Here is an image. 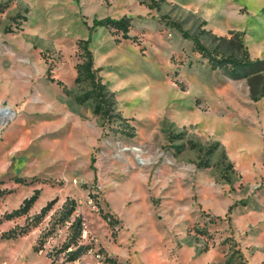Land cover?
<instances>
[{"label": "rangeland", "instance_id": "obj_1", "mask_svg": "<svg viewBox=\"0 0 264 264\" xmlns=\"http://www.w3.org/2000/svg\"><path fill=\"white\" fill-rule=\"evenodd\" d=\"M154 1L161 7L150 8ZM0 7V264H97L96 251L124 264H264V98L250 96L246 78L213 69L166 23L240 31L251 57L264 58V0H0ZM124 15L133 17V38L92 30L95 66L117 101L98 115L86 96L91 86L75 80L78 42L94 18ZM204 157L209 165L199 167ZM36 188L29 212L7 220ZM79 215L82 236L70 226ZM30 225L27 235L1 238ZM74 235L93 251L69 260ZM40 239L44 248L34 251Z\"/></svg>", "mask_w": 264, "mask_h": 264}, {"label": "trees", "instance_id": "obj_2", "mask_svg": "<svg viewBox=\"0 0 264 264\" xmlns=\"http://www.w3.org/2000/svg\"><path fill=\"white\" fill-rule=\"evenodd\" d=\"M150 8H160L161 5L157 1L149 4ZM3 7H0L2 10ZM133 17L130 15H124L120 18H115L112 16H105L102 18H94L90 28V36L86 39H81L78 42V49L83 56V60L76 65L77 76L76 82H85L91 86V91L86 95H91L94 100L93 112L98 115H109L116 108V98L115 92L109 88V83L104 81L102 75H100V67L95 66L94 53L90 47L92 30L102 26L113 29L116 32H121L125 38H133L129 32L132 27ZM168 23L170 26L179 30L182 36L186 39L193 41L194 49L199 52L204 58L208 60V63L213 69H219L224 74L234 78H246L250 90V96L254 100L264 98V58L253 59L249 52L247 45L243 39V33L236 30H231L228 35H218L214 33L211 29H200L199 31L192 32L186 29L182 23L179 21L168 18ZM206 23V21H204ZM8 30V28H7ZM205 34L210 35V43L204 41ZM52 81H55L53 77H50ZM60 82V81H58ZM119 114V113H117ZM122 117V115L119 114ZM125 119V117H123ZM211 153V149L207 150V154ZM225 156L226 153H225ZM209 165L208 158L204 157L198 162L199 167H204ZM19 183H28L25 178L17 177L15 179ZM40 195V189L36 188L34 193L26 197L22 204L10 211L6 212L4 217L7 220L13 219L25 215L29 212L35 202L38 200ZM56 202V198L51 199L45 206L42 207L41 212L38 215V221L32 226H36L41 221L47 212L52 208L53 204ZM233 205L229 207L232 210ZM76 212V205L69 210V217L65 220L68 221L70 216L74 215ZM221 218V217H219ZM83 221L79 215L74 217L71 221V227L75 225L76 232L81 234L83 229ZM31 231V225L25 228L15 227L9 229L1 234L3 239H13L20 236L27 235ZM50 232V231H49ZM55 231H52L54 233ZM49 235L45 233L44 236ZM51 235V234H50ZM73 240L69 241L65 246L66 249L76 246L74 251H71L69 260H76L81 255L86 253L91 246L88 244L81 245L75 239L76 235L71 237ZM40 243L33 246L34 251H41L44 248L45 241L40 239ZM209 247L206 245L203 250H207ZM116 260V259H115ZM121 264H124L120 261ZM221 264V263H218ZM242 264H249L246 260H242Z\"/></svg>", "mask_w": 264, "mask_h": 264}, {"label": "built area", "instance_id": "obj_3", "mask_svg": "<svg viewBox=\"0 0 264 264\" xmlns=\"http://www.w3.org/2000/svg\"><path fill=\"white\" fill-rule=\"evenodd\" d=\"M93 249L92 247L84 254H88L90 252H92ZM83 254V255H84ZM95 256H96V261L97 264H121L120 261L114 257H112L111 255L103 252V251H96L95 252ZM80 258V257H79ZM78 258V259H79ZM76 259V260H78ZM116 259V260H115Z\"/></svg>", "mask_w": 264, "mask_h": 264}, {"label": "bare ground", "instance_id": "obj_4", "mask_svg": "<svg viewBox=\"0 0 264 264\" xmlns=\"http://www.w3.org/2000/svg\"><path fill=\"white\" fill-rule=\"evenodd\" d=\"M13 115V113H11V112H3L2 114H1V116L3 117V119L4 118H7V117H11Z\"/></svg>", "mask_w": 264, "mask_h": 264}]
</instances>
